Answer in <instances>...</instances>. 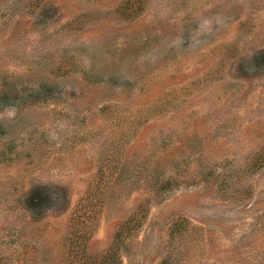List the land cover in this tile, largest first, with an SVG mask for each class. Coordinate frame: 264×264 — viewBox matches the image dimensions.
Instances as JSON below:
<instances>
[{"label": "rangeland", "instance_id": "374dc122", "mask_svg": "<svg viewBox=\"0 0 264 264\" xmlns=\"http://www.w3.org/2000/svg\"><path fill=\"white\" fill-rule=\"evenodd\" d=\"M0 264H264V0H0Z\"/></svg>", "mask_w": 264, "mask_h": 264}, {"label": "clouds", "instance_id": "9594fccd", "mask_svg": "<svg viewBox=\"0 0 264 264\" xmlns=\"http://www.w3.org/2000/svg\"><path fill=\"white\" fill-rule=\"evenodd\" d=\"M229 22L230 17L220 12L196 17V28L190 38V46L195 48L202 45L206 42V38L213 36L219 31L226 30ZM184 43V38L181 35L174 39L173 46H183Z\"/></svg>", "mask_w": 264, "mask_h": 264}, {"label": "trees", "instance_id": "16d2710c", "mask_svg": "<svg viewBox=\"0 0 264 264\" xmlns=\"http://www.w3.org/2000/svg\"><path fill=\"white\" fill-rule=\"evenodd\" d=\"M45 199H47L46 195L40 198L39 196L32 194V195H30V197H28V199L26 201L30 207H34V206H37L38 204H40L41 201H43Z\"/></svg>", "mask_w": 264, "mask_h": 264}]
</instances>
